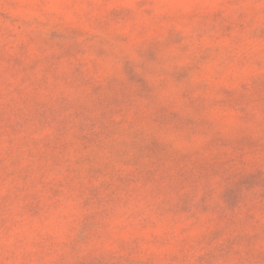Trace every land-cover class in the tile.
Returning <instances> with one entry per match:
<instances>
[{"label":"rangeland","instance_id":"1","mask_svg":"<svg viewBox=\"0 0 264 264\" xmlns=\"http://www.w3.org/2000/svg\"><path fill=\"white\" fill-rule=\"evenodd\" d=\"M0 264H264V0H0Z\"/></svg>","mask_w":264,"mask_h":264}]
</instances>
